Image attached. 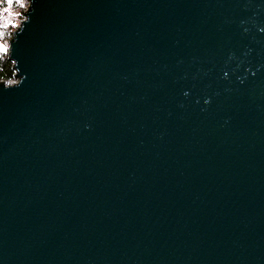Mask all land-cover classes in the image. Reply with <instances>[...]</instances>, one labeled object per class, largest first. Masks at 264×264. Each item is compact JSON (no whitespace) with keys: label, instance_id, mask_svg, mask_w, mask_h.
I'll use <instances>...</instances> for the list:
<instances>
[{"label":"water","instance_id":"1","mask_svg":"<svg viewBox=\"0 0 264 264\" xmlns=\"http://www.w3.org/2000/svg\"><path fill=\"white\" fill-rule=\"evenodd\" d=\"M0 82V264H264V0H30Z\"/></svg>","mask_w":264,"mask_h":264},{"label":"trees","instance_id":"2","mask_svg":"<svg viewBox=\"0 0 264 264\" xmlns=\"http://www.w3.org/2000/svg\"><path fill=\"white\" fill-rule=\"evenodd\" d=\"M29 5L30 0H0V44L5 42L10 46L15 23L25 18ZM9 55V50L4 52L0 49V82L15 78L14 62Z\"/></svg>","mask_w":264,"mask_h":264},{"label":"rangeland","instance_id":"3","mask_svg":"<svg viewBox=\"0 0 264 264\" xmlns=\"http://www.w3.org/2000/svg\"><path fill=\"white\" fill-rule=\"evenodd\" d=\"M19 23H20V21L15 23V26H14V29L13 30L16 29V27L19 25ZM8 45H9L8 43L3 42V43L0 44V49L4 51L6 48L8 49V47H9Z\"/></svg>","mask_w":264,"mask_h":264},{"label":"built area","instance_id":"4","mask_svg":"<svg viewBox=\"0 0 264 264\" xmlns=\"http://www.w3.org/2000/svg\"><path fill=\"white\" fill-rule=\"evenodd\" d=\"M24 19V18H23ZM22 19V20H23ZM21 20V21H22ZM21 23V22H20ZM17 28V27H16ZM5 52H7L8 51V49L6 48L5 50H4ZM16 82V78H14L13 80H11V81H9V82H7V83H15Z\"/></svg>","mask_w":264,"mask_h":264}]
</instances>
